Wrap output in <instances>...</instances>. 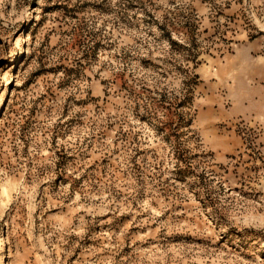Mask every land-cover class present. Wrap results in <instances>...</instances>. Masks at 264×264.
Wrapping results in <instances>:
<instances>
[{"label": "rangeland", "instance_id": "374dc122", "mask_svg": "<svg viewBox=\"0 0 264 264\" xmlns=\"http://www.w3.org/2000/svg\"><path fill=\"white\" fill-rule=\"evenodd\" d=\"M0 255L264 264V0H0Z\"/></svg>", "mask_w": 264, "mask_h": 264}, {"label": "bare ground", "instance_id": "6f19581e", "mask_svg": "<svg viewBox=\"0 0 264 264\" xmlns=\"http://www.w3.org/2000/svg\"><path fill=\"white\" fill-rule=\"evenodd\" d=\"M1 256V255H0ZM2 258V257H1Z\"/></svg>", "mask_w": 264, "mask_h": 264}]
</instances>
